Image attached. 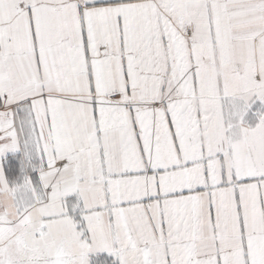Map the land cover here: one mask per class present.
Here are the masks:
<instances>
[{"label": "snow or ice", "instance_id": "obj_1", "mask_svg": "<svg viewBox=\"0 0 264 264\" xmlns=\"http://www.w3.org/2000/svg\"><path fill=\"white\" fill-rule=\"evenodd\" d=\"M0 264H264V0H0Z\"/></svg>", "mask_w": 264, "mask_h": 264}]
</instances>
